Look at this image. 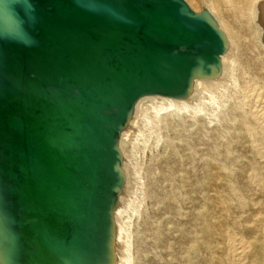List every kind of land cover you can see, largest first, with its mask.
I'll return each mask as SVG.
<instances>
[{"label": "water", "instance_id": "obj_1", "mask_svg": "<svg viewBox=\"0 0 264 264\" xmlns=\"http://www.w3.org/2000/svg\"><path fill=\"white\" fill-rule=\"evenodd\" d=\"M12 7L35 43L0 39V264H119L121 142L137 104L221 77L229 38L186 0Z\"/></svg>", "mask_w": 264, "mask_h": 264}, {"label": "bare ground", "instance_id": "obj_2", "mask_svg": "<svg viewBox=\"0 0 264 264\" xmlns=\"http://www.w3.org/2000/svg\"><path fill=\"white\" fill-rule=\"evenodd\" d=\"M186 1L200 10L201 0ZM229 1L232 17L218 1L206 6L230 41L221 77L197 80L186 99L141 98L123 134L127 183L116 211L119 264H147V258L148 264H208L212 235L217 244L226 241L213 247V264H251L249 256H257L264 230V0ZM154 135L163 150L152 147L143 168L138 155ZM249 191L262 205L250 228L253 241L229 234L221 222L209 224V204L230 217L231 204H248ZM141 208L151 248L133 235L132 217Z\"/></svg>", "mask_w": 264, "mask_h": 264}, {"label": "rangeland", "instance_id": "obj_3", "mask_svg": "<svg viewBox=\"0 0 264 264\" xmlns=\"http://www.w3.org/2000/svg\"><path fill=\"white\" fill-rule=\"evenodd\" d=\"M218 1V4L221 6L222 10L229 16H233L234 12H233V5L229 0H215ZM209 3V0H201V2H199V8L201 11L203 9L204 6H207ZM127 131V130H126ZM125 131V132H126ZM154 139H152L149 144H148V149H146V151L144 152H140L138 155V159H139V163H141V166L144 168L145 167V163L148 160L149 154H150V149L152 147H156L155 148V152H158L159 150L162 151L163 150V142L156 136L154 135ZM144 157V158H143ZM142 175H144V170L142 169ZM141 188H145V186H141ZM253 192L248 193V204L246 205H240L238 203H232V215L229 217L227 216L225 213H219L217 212L218 210L215 209V207H213L211 204L208 205V210H209V224L212 226V224H218V223H222L221 228L224 229V231L229 232V234H235L238 237H242L245 240H252L255 239L253 237V233H251L250 228L254 227L253 225H256L257 223V218H259V216L257 214H259V210L261 209V206L257 199H260L261 197L257 196L255 197V199L253 198ZM251 196V197H250ZM144 208L140 209V214L136 213L133 215L132 217V229L134 232V238L137 234V236L140 237V242L142 245V248L145 249V246H151V242H150V238L148 236V232H147V222L145 221V215H143V213H141V211H143ZM263 210V215H264V206L262 207ZM257 217V218H256ZM262 217V215H261ZM260 217V218H261ZM264 218V217H263ZM235 220V223H240L244 224L243 226L238 225L237 227L232 226V222ZM245 221H248L245 223ZM260 223V222H259ZM258 223V224H259ZM250 224H252L250 226ZM241 226V227H240ZM228 227V228H227ZM233 234V235H234ZM242 234V235H241ZM216 235H212L210 236V242H209V246H211V248L207 251V260L209 261L208 264H213L214 259H213V247L215 245H221V246H225L226 245V241L225 240H220L219 243L217 244L216 242ZM257 237H259V250L257 251V256L256 257H250L249 256V261L251 264H264V230L261 231V234H259ZM151 248V247H150ZM255 247H253V253H255ZM146 253V252H145ZM217 255V254H216ZM220 255L223 257L225 256V253H220ZM248 261V262H249ZM147 264L150 263V258H147L146 260ZM135 264H139L138 261L135 260Z\"/></svg>", "mask_w": 264, "mask_h": 264}, {"label": "clouds", "instance_id": "obj_4", "mask_svg": "<svg viewBox=\"0 0 264 264\" xmlns=\"http://www.w3.org/2000/svg\"><path fill=\"white\" fill-rule=\"evenodd\" d=\"M19 0H0V21H11L15 25L13 32H6L0 28V39H13L16 42L23 43L25 45H31L35 43V40L30 36L25 28V21L23 19H16L13 13V5L18 3ZM113 18L118 21L131 24L132 20L126 19L119 12L113 13ZM29 20L34 22V17H29Z\"/></svg>", "mask_w": 264, "mask_h": 264}]
</instances>
